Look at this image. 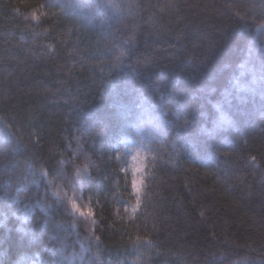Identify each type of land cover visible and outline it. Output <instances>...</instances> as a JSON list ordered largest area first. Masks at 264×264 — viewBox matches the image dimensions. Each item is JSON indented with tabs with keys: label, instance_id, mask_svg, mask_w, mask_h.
Returning a JSON list of instances; mask_svg holds the SVG:
<instances>
[{
	"label": "trees",
	"instance_id": "trees-1",
	"mask_svg": "<svg viewBox=\"0 0 264 264\" xmlns=\"http://www.w3.org/2000/svg\"><path fill=\"white\" fill-rule=\"evenodd\" d=\"M261 23L264 0H0V264H264Z\"/></svg>",
	"mask_w": 264,
	"mask_h": 264
},
{
	"label": "snow or ice",
	"instance_id": "snow-or-ice-1",
	"mask_svg": "<svg viewBox=\"0 0 264 264\" xmlns=\"http://www.w3.org/2000/svg\"><path fill=\"white\" fill-rule=\"evenodd\" d=\"M76 6L77 5L75 3H73V4L63 5L60 8L63 11L65 8L76 7ZM95 7H97V8H101V7L118 8L119 6L118 5H115V4H112V3H105L103 5L97 4V5H95ZM229 7L231 8L233 6L232 5H229ZM30 15H31V19H34L35 20V19H38L39 18L37 16V13L35 11H33ZM235 15L238 16V17H241L242 19H246V17L245 16H241L239 12H236ZM28 18H29L28 16H25L24 17L25 20H27ZM258 27L259 28H264V23L259 24ZM121 55H124V53H121ZM220 122H227V117L223 113H221ZM17 139H19V138H17ZM131 151L133 152V155L131 156V158H135V157H142V158H144L141 155L140 148H133ZM251 159H252V161H255L256 160V157L253 156V157H251ZM63 164H64V161H58V176H61V177L63 176V171H62V168L60 166H62ZM28 167L31 168L32 166L29 164ZM83 167L84 168H87V165H84ZM144 167H145V165H144ZM40 172L45 177L49 176L48 171H45L43 169V167H41ZM80 172H81V169H80L79 166H77L76 167V176H77L78 179L80 178ZM141 179H142V183L140 185V189H139L138 192L137 191L136 192L133 191V178L131 180V188H132L133 193L135 194V203L133 204V206L131 208V213L132 214H135L137 208H139L140 205H141V190H142L141 189V186L144 183L143 175L141 176ZM48 183L49 184H52V180H49ZM81 184H83V180H81ZM17 192H19V189L17 190ZM54 194L58 198H60L61 195H62L60 191H55ZM63 198L66 201V205L68 206V208L71 211V213L78 214L79 217L83 218V220L86 223H90V225H95L96 224V220L94 218L95 214H94L93 210L90 207H87L86 210H85V207L86 206L81 205V204H78V202H77L78 201V198H77V196H76L75 193H73L71 196H69L67 194V192H64L63 193ZM36 204L39 207H41L42 209L46 210V211L48 210V208L51 207V205H46L45 203H43L41 201V199H37ZM125 211L127 212V209H125ZM200 215L203 216L204 215V212L201 211ZM128 218L131 220L132 219V216L130 215ZM75 226H76V223H75V221H73V227H75ZM89 231L92 233L93 238L95 240L99 241L100 237L95 236V229L93 227H90ZM136 241L137 242L141 241V237L140 236H137L136 237ZM148 243H150V242H148ZM81 247H82V249H83L84 252L89 251V249H84L83 248V245ZM97 261H98V257H97ZM81 264H92V261L85 260L82 257Z\"/></svg>",
	"mask_w": 264,
	"mask_h": 264
},
{
	"label": "clouds",
	"instance_id": "clouds-1",
	"mask_svg": "<svg viewBox=\"0 0 264 264\" xmlns=\"http://www.w3.org/2000/svg\"><path fill=\"white\" fill-rule=\"evenodd\" d=\"M130 166L132 169V176H133V188L136 189L138 192L140 189V185L142 183L141 176L143 174L144 169V158L142 157H135L131 158ZM85 170L87 168H84Z\"/></svg>",
	"mask_w": 264,
	"mask_h": 264
},
{
	"label": "rangeland",
	"instance_id": "rangeland-1",
	"mask_svg": "<svg viewBox=\"0 0 264 264\" xmlns=\"http://www.w3.org/2000/svg\"><path fill=\"white\" fill-rule=\"evenodd\" d=\"M81 180H83V184H81ZM86 181H87V178L82 174V172H80V178L78 179L77 177H76V185H75V187H74V190H79L80 192H82L83 191V189H84V187L86 186ZM73 190V191H74ZM64 192H67L68 193V191H64ZM55 193V192H54ZM68 195H70V193H68ZM56 196V195H55ZM57 197V196H56ZM78 198V197H77ZM78 204H81V205H84V206H86L85 207V210H86V208L87 207H89L88 205H86V204H84V203H82L81 202V200L78 198ZM74 217H76V218H78V219H83V218H81V217H79V215L78 214H75V213H71Z\"/></svg>",
	"mask_w": 264,
	"mask_h": 264
}]
</instances>
